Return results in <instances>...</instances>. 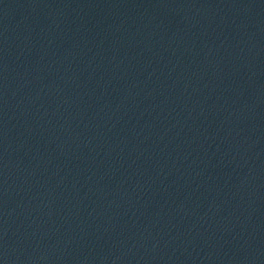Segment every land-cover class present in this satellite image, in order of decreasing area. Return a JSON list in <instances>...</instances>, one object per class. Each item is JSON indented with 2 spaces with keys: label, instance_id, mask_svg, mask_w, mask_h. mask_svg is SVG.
Segmentation results:
<instances>
[{
  "label": "water",
  "instance_id": "1",
  "mask_svg": "<svg viewBox=\"0 0 264 264\" xmlns=\"http://www.w3.org/2000/svg\"><path fill=\"white\" fill-rule=\"evenodd\" d=\"M0 264H264V0H0Z\"/></svg>",
  "mask_w": 264,
  "mask_h": 264
}]
</instances>
